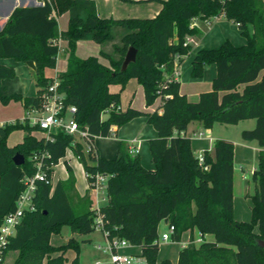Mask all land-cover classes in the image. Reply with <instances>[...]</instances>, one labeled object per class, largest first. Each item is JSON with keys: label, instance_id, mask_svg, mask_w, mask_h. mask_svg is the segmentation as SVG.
Here are the masks:
<instances>
[{"label": "trees", "instance_id": "1", "mask_svg": "<svg viewBox=\"0 0 264 264\" xmlns=\"http://www.w3.org/2000/svg\"><path fill=\"white\" fill-rule=\"evenodd\" d=\"M160 3L161 10L149 19L114 20L99 19L90 2L51 0L43 6L15 9L0 31V59L33 62L37 89L34 97L14 94L0 98V102H19L25 111L39 108L40 96L51 82L45 70L54 69L59 51L55 41L61 38L67 42L68 57L67 70L57 75L58 91L66 105L75 106L79 128L89 135L87 163L82 146L72 136L55 132L52 141H45L42 135L31 134L38 130L26 119L0 127V223L14 209L24 175L35 172L29 158L40 152L48 154L44 160L48 182L38 185L34 211L25 213L7 245L6 253H17L13 264H82L75 238L58 247L50 245L51 235L62 225L81 237L95 230V212L87 207L76 213L65 184L58 181L52 185L53 168L67 150H72L83 165L88 183L95 173L107 175V202L99 209L103 228L109 238L140 248L139 257L146 264H264V248L259 245L264 243V1ZM54 7L58 16L70 12L64 32H59L51 16ZM216 17L238 25L245 45L234 47L225 41L217 49L198 50L191 62V77L199 79L209 65L216 66V76L211 90L200 93L193 103L179 93L180 85L171 80L172 74L175 63L191 51L189 44H183L187 37L197 34L192 21ZM87 36L99 46L112 43V52L101 50L99 56L77 58L76 45ZM128 48L135 49L136 58L122 72L120 66ZM14 78L13 68L0 65V82ZM129 80L142 86L146 107L159 100L154 111L120 108V92ZM112 86H120L119 91L112 92ZM137 117L146 118L157 132V137L147 142L153 171L146 170L138 154L131 155L125 143H120L111 160L99 158L92 146L95 138L114 135L112 127L119 129ZM249 119L255 121L254 129L244 131L241 138L255 141L260 150L251 173V217L244 223L233 217L234 145L216 140L213 154L205 151L200 166L184 133L192 122L208 130L216 123L232 126ZM16 129L25 135L21 142L8 146L7 138ZM16 154L24 158L20 167L12 162ZM66 169L71 174L70 167ZM161 222L175 228L174 241L194 230L213 236V241L180 249L176 263L158 261ZM69 250L74 253L71 260L66 258Z\"/></svg>", "mask_w": 264, "mask_h": 264}, {"label": "crops", "instance_id": "2", "mask_svg": "<svg viewBox=\"0 0 264 264\" xmlns=\"http://www.w3.org/2000/svg\"><path fill=\"white\" fill-rule=\"evenodd\" d=\"M38 0H0V31L4 28V25L7 23L6 21L10 17V15L14 12L15 9L18 8H35L38 6ZM75 3H84L90 2L94 5V10L96 16L99 19H149L154 17L158 14L161 10V3L160 1L164 0H73ZM264 1V0H263ZM66 24L63 23L65 29L59 30V18L63 17L62 15L58 16L57 23H58V30L59 32H64L67 30L68 25V17L70 12L66 13ZM191 27L196 29V35L192 37L193 42L190 44L191 51L189 54L182 56L176 63L175 69L176 74L174 75L175 82H178L180 85L179 93L181 95H185L188 101L190 102H197L199 100V94L202 92H208L211 90V85L213 80L216 76V66L209 65L205 67L202 77L199 79H193L191 77L192 65L191 62L198 52V50H214L217 49L222 43L228 41L234 47H242L245 45V40L241 36V32H239L238 25L226 21L223 17H216L212 20H201L195 19L191 23ZM87 41L88 44L92 43L91 45H97L94 43L90 36L85 37L84 40H81L76 45V50L81 46L84 41ZM106 46V45H105ZM99 47L98 55H91V56H99L101 50L106 51L103 45L97 46ZM67 49V46H66ZM59 52V51H58ZM59 54V53H58ZM58 57V55H57ZM86 59V58H84ZM57 60V58H56ZM102 63L105 64L104 61ZM56 64V63H55ZM0 65L8 66L15 70V78L14 79H6L0 82V98H5L6 96L18 94L23 97H34L36 95L37 89L35 87L34 90L23 88L22 86H14V82L19 77L22 78H30L31 74L34 73L31 69H29L25 63L23 62H16L13 59L5 58L0 59ZM67 65V63H66ZM56 70V69H55ZM67 70V69H66ZM65 71H57L54 73V76H57L59 73H63ZM48 70H45V76L51 78V74H47ZM19 76V77H18ZM53 76V77H54ZM125 89L129 87L127 93V99L123 100L124 104H120L121 109H125L126 107L130 106L133 109H137L140 111H144L147 113H151L154 111L157 106L159 105V100H156L150 107H146L145 99H143V88L139 85L135 80H129L127 82ZM113 87V86H112ZM110 90L112 92H118V88ZM28 92V93H27ZM133 92V94H131ZM131 94V96H130ZM130 96V97H129ZM130 98V99H129ZM138 101V102H137ZM127 104L126 107L124 105ZM138 103V104H137ZM4 104L0 102V110ZM7 105L14 106L16 109L19 108L21 116H14L11 119H7V121L2 120L0 116V125H6L14 123L16 120H23L24 115H27L30 111H25L23 106L19 102H9ZM18 106V107H17ZM244 122V123H243ZM240 124H244L241 127ZM198 125V126H197ZM228 126V125H226ZM235 128H238L239 138L240 140L231 139L227 134L228 130L225 128H219V130L215 131L213 127L211 129H205L206 133L199 131L202 128V125L198 122H192L188 125L186 132L184 133L187 138L190 139V143L193 149V153L195 157L207 151L210 155L213 154V143L216 140H226L231 142L234 145V153H233V161L235 159V155L237 152V148L240 150V154L242 156L249 155L252 153H256V156L260 150L258 144L255 141H248L245 142L241 138V134L244 131L252 130L255 126V121L249 119L248 121H242L238 124L234 125ZM193 132V136L188 137L189 128ZM203 129V128H202ZM111 131L114 132V135L110 137L104 138H95L93 141V148H95L96 154L101 159L111 160L115 158L118 147L120 143H125L128 147H133L136 149V154L139 156V161L142 166L149 171H153L155 169V165L151 160L150 151L147 142L152 140L153 138L157 137V132L147 124L146 118L144 117H137L131 122L119 127L116 129L114 127L111 128ZM39 134V132L37 131ZM202 134L199 137V134ZM42 135V134H41ZM243 161V159H241ZM235 163V161H234ZM62 165V170L60 172V177L56 175V168ZM66 166H69L71 169V174L68 173ZM255 169V168H254ZM250 170V174L254 170ZM238 174V175H237ZM237 176L240 179H244L246 176L243 168L241 167L239 171L235 170V166H233V209H234V187L235 182L237 181ZM60 181L65 184V192L67 197L69 198L71 207L76 211V213L81 212L84 208L93 210L94 208V196L89 189L88 180H86V174L84 172L83 165L79 162L77 156L74 155L72 150L66 151L65 156L61 158L56 166L53 168V173L51 175V182L52 185H56L57 182ZM69 186V187H68ZM107 202V201H106ZM104 206V205H102ZM235 215V209H234ZM164 225L167 228V225L164 222L159 223V226ZM197 231V230H196ZM165 233V231H163ZM189 235L183 240L181 237L178 242H160L163 245H170L177 244L179 246L178 252L180 250V243H187V240L190 238H194L193 232L186 231ZM199 233V232H198ZM183 235V234H182ZM181 235V236H182ZM212 242V241H211ZM159 243V245H160ZM140 248L130 246L125 248L121 251V254L129 255L133 258L134 262L132 264H146L145 260L139 257L140 255ZM178 252L175 256L172 254L167 258L166 256L158 257V261L162 260H169L170 262L176 263ZM74 257V253L71 256H66L68 260H71ZM165 258V259H164ZM167 258V259H166ZM6 258L3 260V264H5ZM80 261V258H79ZM100 264H111L107 258V261H97ZM96 262V263H97ZM82 263V261H81ZM95 263V264H96ZM83 264V263H82Z\"/></svg>", "mask_w": 264, "mask_h": 264}, {"label": "built area", "instance_id": "3", "mask_svg": "<svg viewBox=\"0 0 264 264\" xmlns=\"http://www.w3.org/2000/svg\"><path fill=\"white\" fill-rule=\"evenodd\" d=\"M45 2L49 3L50 0L37 1L40 6H43ZM192 42L193 39L187 37L183 45H190ZM175 74L176 69L173 71L171 80H174ZM48 85L49 86L40 96L41 103L39 108L31 109L28 112L27 117H24L23 120L26 119L29 121L30 126L37 127L38 132L42 134L45 141H52L55 132H61L67 136L74 137L77 141L79 139L85 141L88 148V132L79 128L76 118L74 117L76 113L75 106H68L65 104L64 95L58 91L59 85L57 77L55 76ZM23 120H21V122H23ZM3 126L4 125H0V127ZM201 135L202 134L200 133L199 137ZM128 151L131 155H136L135 148L130 147ZM47 157V153L40 152L29 158L32 166L35 168V172L31 175H24L21 180L23 189L17 196L14 209L9 212L0 223V264L4 259L8 242L10 238L15 235L17 231L16 228L20 225L25 213L32 212L35 209L33 200L38 185L41 182H48L45 172V169L48 167L44 164V160ZM196 159L200 166L203 165V153L198 154ZM90 179L89 189L94 196L95 202L93 208V212H95L94 228H98L102 232L106 241L105 248L98 245L96 246V249L99 252L108 255V260L111 264H132L134 260L131 256L120 254L123 249L128 248L131 245L123 239L109 238L108 231L103 228L99 209L102 207L101 204L104 202V199L100 198V195L104 193L106 194L107 175L103 176L99 173H95ZM167 227V232L158 236L157 243L171 241L178 242L173 239L175 228L172 225ZM204 237V235L202 236L199 233V236L196 238H190L187 240V243H180V249H185L190 245H202L206 242ZM96 264H100V262H97Z\"/></svg>", "mask_w": 264, "mask_h": 264}, {"label": "rangeland", "instance_id": "4", "mask_svg": "<svg viewBox=\"0 0 264 264\" xmlns=\"http://www.w3.org/2000/svg\"><path fill=\"white\" fill-rule=\"evenodd\" d=\"M65 14L66 13L62 14L63 17L58 19L59 20V30L60 29H65L64 28L65 26H63V23L66 24V15ZM51 16L55 20H57L58 15H57L56 7H54V10L52 11V15ZM119 32L122 33L121 30H119L118 33ZM55 42H56V44H57V46L59 48V52H58L59 54H58L54 69H47L48 70L47 74H51L52 75L51 81L54 79V77H55L54 73H56L57 71H66V63H67V57H68V53L66 52V46H67L66 40H63V39L59 38ZM114 43H116V44L118 43V38L115 39ZM91 44L92 43L88 44L87 41L85 40L81 44V46H79V48L77 50L75 49V51H74L75 52V56L77 58H79V59H84V58H86L88 56H91V55H98V53H99L98 52L99 47H97L98 45H91ZM105 45H103V46L105 47L106 51L111 53L112 52V47H111L112 43H108V44H105ZM14 86H17V87L18 86H22L23 88L27 87L28 90L29 89L34 90L35 89V85H34V75H33V73L31 74L30 78H22L21 79L19 77L18 79H16L15 82H14ZM117 87L113 86L112 89H115ZM125 87L120 92V99H121V103H123V104H124L123 100L127 99V93H128V90H129V87H128V90H127V88L125 89ZM119 89H120V86H119L117 91H119ZM131 94H133V92ZM131 94H130V96H131ZM127 104H128V102L124 105V107H126ZM19 115L21 116L19 108L16 109L14 106L7 105V104L3 105L1 107L0 116H1L2 120H4V121H7V119H11L14 116H19ZM24 116L27 117V115H24ZM102 116H103V118L107 117L106 113H103ZM27 122L29 124V121H27ZM242 125H244V124H240L239 127H241ZM212 127H213V129H215V131L216 130L218 131L219 128H225L226 130H228V134L227 135L231 139L232 138L233 139L237 138V140L241 141V139L239 138L238 128H235L234 125L226 126V125H222V124L216 123ZM199 131L206 133V130L202 129V128H200ZM31 134L34 135V136H37V137H39L41 135L40 132H39V134L36 133V132H31ZM189 134L190 135L188 137L193 136V132L191 130V127L189 128ZM24 135L25 134H24V132L22 130H18V129L13 130L12 132H10V135L7 138V145L8 146H13V145L21 142ZM78 142L80 143V145L83 148V155H84V158H85L86 162L88 163L89 162L88 157H87L88 148L86 146V142L83 141V140H80V139L78 140ZM67 151L69 152V150H67ZM239 151L240 150L237 148V152H236L235 159H234V161H235V163H234L235 170H236V173H237V171H239V169L242 167L244 172H245V174H246L245 175L246 177L244 179L243 178L240 179V177L237 176L238 174L236 175L237 181L235 182V187H234V193H235L234 194V196H235V200H234L235 215H233V217H234V219L236 221L248 223L250 221V217H251V212H250L251 203H250V200H249L248 197H250L251 195L254 194V192H253L254 191V184H253V181H252V176L250 174V170L254 169L257 166V160H256L257 156H256L255 152L252 153V154L249 153V155L242 156ZM241 159H243V161H241ZM61 170H62V165L57 167L56 170H55L56 171V175H58L59 177H60ZM100 196H101L100 198L104 199V202H102L101 205H105V203L107 201L106 194L104 193V194H102ZM159 227L160 228H159V231H158V235H161L163 233V231L167 232V228L168 227L165 228L164 225H160ZM187 235H189V233H184L181 236V238L184 240ZM193 236H194V238L199 236L198 231L194 230L193 231ZM204 236H205L204 239H205L206 242L213 241V236H211V235H204ZM69 238H75V240L79 243V245H80L79 258H80V261H82L83 264H95L97 261H103V262L107 261L108 255H105V254L99 252L96 249V246H98V245L102 246L103 248L106 247V241H105L104 235L102 234V232L98 228H95V230L89 236H82L81 237V236H78L76 234L73 235L71 233V229H69L68 226L62 225V226L58 227V231L57 232H55V233H53L51 235L50 245L54 246V247H58V246L64 244ZM83 241H86V242H83ZM178 249H179V246L177 244H172L171 243L170 245L166 246V245H163V244L160 243L159 251H158V257L166 256L168 258L171 254H172V256H175L176 253L178 252ZM72 253L73 252L71 250H69L66 253V256H71ZM120 254H121V252H120ZM16 255H17L16 252H7L5 254V258H6L5 264H13L12 262H13V259L15 258ZM1 264H3V262Z\"/></svg>", "mask_w": 264, "mask_h": 264}, {"label": "water", "instance_id": "5", "mask_svg": "<svg viewBox=\"0 0 264 264\" xmlns=\"http://www.w3.org/2000/svg\"><path fill=\"white\" fill-rule=\"evenodd\" d=\"M38 6H40V5H38ZM135 58H136V51H135V49L134 48H128L127 49V53L125 54L124 59L122 61V64L120 66L121 67V71L122 72L125 71L127 69V66L129 64L134 63ZM25 65L29 69H31L33 72H36V69H35V66H34L33 62L27 61V62H25ZM12 162H13V164L15 166L20 167V166H22L24 164V158H23V156H21L19 154H16L13 157ZM259 245L264 248V243L263 242H259Z\"/></svg>", "mask_w": 264, "mask_h": 264}]
</instances>
